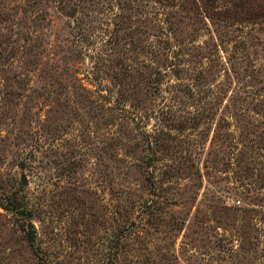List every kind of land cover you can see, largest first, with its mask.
<instances>
[{"label":"rangeland","instance_id":"rangeland-1","mask_svg":"<svg viewBox=\"0 0 264 264\" xmlns=\"http://www.w3.org/2000/svg\"><path fill=\"white\" fill-rule=\"evenodd\" d=\"M0 264H264V0H0Z\"/></svg>","mask_w":264,"mask_h":264},{"label":"trees","instance_id":"trees-1","mask_svg":"<svg viewBox=\"0 0 264 264\" xmlns=\"http://www.w3.org/2000/svg\"><path fill=\"white\" fill-rule=\"evenodd\" d=\"M9 204H10V211H13V210H15L16 208H17V205H16V203L15 202H8ZM31 236H28V240H32L31 238H30Z\"/></svg>","mask_w":264,"mask_h":264},{"label":"water","instance_id":"water-1","mask_svg":"<svg viewBox=\"0 0 264 264\" xmlns=\"http://www.w3.org/2000/svg\"><path fill=\"white\" fill-rule=\"evenodd\" d=\"M26 184L24 178L21 179V185L24 186Z\"/></svg>","mask_w":264,"mask_h":264}]
</instances>
